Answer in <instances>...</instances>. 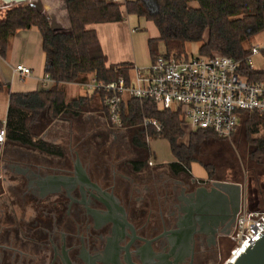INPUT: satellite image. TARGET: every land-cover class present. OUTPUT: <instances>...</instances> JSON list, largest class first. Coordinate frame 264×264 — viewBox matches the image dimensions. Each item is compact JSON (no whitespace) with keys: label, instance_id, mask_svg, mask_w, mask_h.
<instances>
[{"label":"flooded vegetation","instance_id":"af4514ba","mask_svg":"<svg viewBox=\"0 0 264 264\" xmlns=\"http://www.w3.org/2000/svg\"><path fill=\"white\" fill-rule=\"evenodd\" d=\"M121 147L0 154V264H222L243 184Z\"/></svg>","mask_w":264,"mask_h":264},{"label":"trees","instance_id":"16d2710c","mask_svg":"<svg viewBox=\"0 0 264 264\" xmlns=\"http://www.w3.org/2000/svg\"><path fill=\"white\" fill-rule=\"evenodd\" d=\"M57 1L58 11L60 9L65 15L67 26L58 19L64 29H53L45 15L47 13H42L31 4L12 8L14 4L6 10L5 17L0 19V55L6 57L18 30L35 26L42 35L45 72L56 81V85L50 88L32 92H10V85L0 81V92L9 93L5 124L7 138L10 140L58 152L54 147L36 139L31 132V124L39 120L43 112L48 113L50 120L63 112L80 114L88 101L93 99L78 97L66 102L62 84L85 82L91 74L95 75L98 82L104 83L122 76L129 80L133 67L128 63L108 65V57L97 31L89 28L94 23L122 21L126 12L144 17L157 27L159 36L148 40L152 61L161 54L158 48L160 42L164 43L167 53L178 56L186 52L187 43L200 42V54L218 52L240 60V71L249 81L264 80V69L257 70L247 62L251 53L249 44L256 35L264 33V0H127L125 3L65 0L67 10L63 0ZM193 2H197L198 7L192 6ZM100 97L103 98L102 92ZM244 116L243 121L247 123V131L255 147L253 155L263 157L264 116L258 112H245ZM145 119L158 121L161 130L153 125L144 126ZM123 121L125 127L135 129L132 141L136 146L147 148L148 140L167 139L178 159L174 165L183 170L190 168L192 159L185 156L186 153L182 154L186 145L181 143V139L186 132L179 111L161 109L150 98L128 97L123 102ZM3 126L4 122L0 120V129ZM190 135L192 140L196 136L220 138L212 130L202 128L190 131ZM249 209L264 208H255L251 204Z\"/></svg>","mask_w":264,"mask_h":264},{"label":"built area","instance_id":"2783aa9c","mask_svg":"<svg viewBox=\"0 0 264 264\" xmlns=\"http://www.w3.org/2000/svg\"><path fill=\"white\" fill-rule=\"evenodd\" d=\"M261 50L259 44L251 47L247 57L251 67L254 55ZM240 69V60L218 52L210 55L185 52L178 56L165 51L148 67H134L129 80L123 76L107 83L95 79L90 87L103 93L101 100L108 121L117 129L125 127L123 102L126 98H150L161 109L179 111L184 129L189 119L190 131L209 129L228 139L242 124L245 112L264 116V80L249 81ZM13 70L22 79L32 73L29 67L18 62L14 63ZM42 83L48 86L56 81L46 73ZM149 125L161 130L156 120L145 119L144 126ZM6 133L4 123L0 129V144L5 142ZM263 235L264 209L250 210L242 206L231 234L234 246L223 264H234Z\"/></svg>","mask_w":264,"mask_h":264},{"label":"rangeland","instance_id":"374dc122","mask_svg":"<svg viewBox=\"0 0 264 264\" xmlns=\"http://www.w3.org/2000/svg\"><path fill=\"white\" fill-rule=\"evenodd\" d=\"M33 2H42L43 12L53 15L56 22L61 19L63 25L67 26L65 15L58 11L57 0H30L22 4ZM64 5L65 0H63ZM14 5L5 4L0 0V19L5 17L7 9ZM15 4L13 6L16 7ZM2 7V8H1ZM6 12V13H5ZM68 12V11H67ZM5 13V14H4ZM44 13V14H45ZM45 14V15H47ZM135 23H138V18L132 14ZM60 16L61 18H57ZM69 16V14H68ZM70 19V18H69ZM71 23V22H70ZM155 24L152 22L149 25V31L155 32ZM157 29V28H156ZM259 44L262 50L259 54L254 55L252 60L253 68L257 70L264 69V33L256 35L249 46ZM200 42H190L186 45V52L194 55H200ZM159 51L165 52V45L163 42L159 43ZM11 50L9 49L6 56L10 58ZM17 53V52H15ZM3 59L0 56V61ZM5 78L8 82L14 85L15 91L26 90L31 86H36V82L32 79L21 80L19 77H13L12 70L4 67ZM42 77L45 76V60L44 67L40 71ZM93 81V79H90ZM12 85V86H13ZM70 91H78L81 94L91 93L87 87H73ZM98 103L90 102L83 107V111L79 116L71 114H63L64 120L58 123L57 128H53L47 140H53L55 143H60L66 154L70 155L77 151L84 154H102L106 146L109 145L121 147L122 154L126 156L138 155L147 158L148 151L154 152L158 160L171 159L174 157L170 143L167 139L149 140L147 150L139 148L132 144V137L135 129L125 127L117 129L107 123L104 116L98 118L99 109L96 106ZM44 113V112H43ZM94 114V115H93ZM42 115V114H41ZM96 115V116H95ZM33 122L30 126L33 135L38 138L44 132L46 123L43 121ZM190 123L187 119L185 128V135L181 139V143L186 146L182 149V154L189 156L192 161L190 168L192 173L200 178H205L208 174L215 177L235 180L242 183L244 186L242 206L248 207L253 204L255 208H264V156H254L255 149L251 137L247 131V123L243 121L237 131L231 138H216L214 136H196L191 138ZM192 140V141H191ZM186 150V151H185ZM229 256H224L223 263ZM222 263V264H223Z\"/></svg>","mask_w":264,"mask_h":264},{"label":"crops","instance_id":"0c3cea01","mask_svg":"<svg viewBox=\"0 0 264 264\" xmlns=\"http://www.w3.org/2000/svg\"><path fill=\"white\" fill-rule=\"evenodd\" d=\"M127 0H121V3H125ZM192 6L198 7L197 2H193ZM132 14L125 13V18L119 22H101L94 23L89 25V28H93L97 31L99 40L101 42L102 48L105 54L108 57V65L110 64H119V63H128L133 68L138 67H148L152 63V58L149 52L148 40L150 37L159 36L158 29L155 28V32L152 33L149 31V25L152 23L144 17H138V23H135L134 17ZM69 30V29H67ZM11 54L10 58L8 56L2 57V61H0V81L7 83L10 85V92H32L37 91L42 88H50L55 84L44 85L42 83L43 77L40 74L42 68L44 67L45 53L42 48V35L39 28L33 26L27 29H20L16 33L15 37L12 40V44L10 47ZM17 52V53H15ZM22 63L25 66L29 67L32 71L30 76L24 78L23 80L29 78L36 82V86H31L30 88H25L26 90L15 91L14 85L5 78L4 67L6 66L9 70H12L13 77L22 78L16 74L13 70L14 63ZM133 68L131 73L133 74ZM93 79L91 81L90 79ZM95 75H89L87 81L85 82H68L63 83V88L65 89V100L66 102H70L78 97H91L93 98L91 101L94 103H98L96 106L99 109L98 118L104 116L105 120L108 124V117L105 114V110L103 109L102 100L100 99V92L91 88L90 85L95 83ZM13 85V86H12ZM73 87H87L90 89L91 93L81 94L78 91H70ZM9 93L6 91L0 92V120L6 123L8 109H9ZM90 101V102H91ZM83 108L80 112L82 113ZM71 114L74 116H79L80 114H75L73 112H63L57 118L53 120L49 119L48 113L44 112L39 118L38 122L43 121L46 123L44 126L45 130L42 135H39L38 138L46 144L54 147L58 152H49L38 147L40 153L47 154H56V155H65V151L63 150L60 143H55L53 140H47L46 137L50 135V132L53 128H57L58 123L64 120L63 114ZM94 115V114H93ZM96 116V115H95ZM125 128V127H124ZM7 130V129H6ZM28 145L23 144L19 141L10 140L7 138L3 144H0V154L6 153L8 149H11L18 145ZM32 146V145H30ZM142 148V147H141ZM147 150V148H145ZM148 151V150H147ZM147 159L149 161H153L154 163H164L167 164L169 162L178 161L176 156L174 155L171 159L158 160L157 156H155L154 152L148 151Z\"/></svg>","mask_w":264,"mask_h":264},{"label":"water","instance_id":"95a60500","mask_svg":"<svg viewBox=\"0 0 264 264\" xmlns=\"http://www.w3.org/2000/svg\"><path fill=\"white\" fill-rule=\"evenodd\" d=\"M2 1L5 3L17 4V6H24V4L22 3H25L30 0H2ZM30 4L35 6L42 13H44L42 8V2H33L25 5H30ZM65 9L67 10L66 6ZM46 16L50 20L53 29H64V27L61 24L56 22L53 16L51 15H46ZM233 186L237 188V193L240 196L241 186L240 185H233ZM224 190L226 194H229L227 189L224 188ZM234 264H264V235L253 246L249 247L244 253H242Z\"/></svg>","mask_w":264,"mask_h":264},{"label":"bare ground","instance_id":"6f19581e","mask_svg":"<svg viewBox=\"0 0 264 264\" xmlns=\"http://www.w3.org/2000/svg\"><path fill=\"white\" fill-rule=\"evenodd\" d=\"M3 3H5V2H3ZM5 4H12V3H5ZM234 259H236V257Z\"/></svg>","mask_w":264,"mask_h":264}]
</instances>
